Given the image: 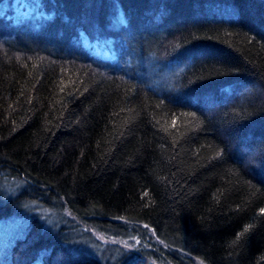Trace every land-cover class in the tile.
I'll return each instance as SVG.
<instances>
[{"label": "trees", "instance_id": "trees-1", "mask_svg": "<svg viewBox=\"0 0 264 264\" xmlns=\"http://www.w3.org/2000/svg\"><path fill=\"white\" fill-rule=\"evenodd\" d=\"M261 209L264 0H0V264H264Z\"/></svg>", "mask_w": 264, "mask_h": 264}, {"label": "rangeland", "instance_id": "rangeland-1", "mask_svg": "<svg viewBox=\"0 0 264 264\" xmlns=\"http://www.w3.org/2000/svg\"><path fill=\"white\" fill-rule=\"evenodd\" d=\"M18 13V12H17ZM22 224L21 222H17V220L15 219H11L10 221L7 222V224L5 226H3V228H1V224H0V254L1 252H3L5 249V236H8L10 234H12L14 231H19L22 228Z\"/></svg>", "mask_w": 264, "mask_h": 264}, {"label": "snow or ice", "instance_id": "snow-or-ice-1", "mask_svg": "<svg viewBox=\"0 0 264 264\" xmlns=\"http://www.w3.org/2000/svg\"><path fill=\"white\" fill-rule=\"evenodd\" d=\"M173 123H175V121H173ZM260 212H261V215H264V209H261ZM251 227H252L251 225H248L247 227H245L244 232L245 233L248 232ZM240 235H243V233H241ZM237 239H239V236L237 237Z\"/></svg>", "mask_w": 264, "mask_h": 264}, {"label": "bare ground", "instance_id": "bare-ground-1", "mask_svg": "<svg viewBox=\"0 0 264 264\" xmlns=\"http://www.w3.org/2000/svg\"><path fill=\"white\" fill-rule=\"evenodd\" d=\"M15 14V13H14ZM16 19H20L18 16H17V14H16V17H15Z\"/></svg>", "mask_w": 264, "mask_h": 264}]
</instances>
